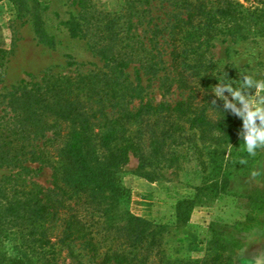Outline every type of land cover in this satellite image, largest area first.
<instances>
[{"label": "trees", "instance_id": "obj_1", "mask_svg": "<svg viewBox=\"0 0 264 264\" xmlns=\"http://www.w3.org/2000/svg\"><path fill=\"white\" fill-rule=\"evenodd\" d=\"M10 1L21 10L19 0ZM73 3L68 34L85 41L102 65L87 72L47 69L4 97L0 169L8 172L0 177V264H24L2 251L10 229L36 264H169L161 230L127 211L120 171L130 154L140 170L179 169L184 141L201 156L206 147L196 141L202 138L214 146L207 155L217 195L228 192L230 167L248 171L259 160L260 151L249 157L243 150L241 119L230 109L223 115V102L207 94L216 79L232 77L228 65L214 73L207 57L218 38L264 36V0H123L115 12L100 11L92 0ZM11 53L0 49V84ZM68 59V67L76 66ZM132 66L134 81L126 73ZM151 82L165 93L174 87L180 98L155 103L148 98ZM43 169L50 171L47 186L37 181ZM194 201L177 205L178 222ZM217 251L201 262L228 264L225 249Z\"/></svg>", "mask_w": 264, "mask_h": 264}, {"label": "rangeland", "instance_id": "obj_2", "mask_svg": "<svg viewBox=\"0 0 264 264\" xmlns=\"http://www.w3.org/2000/svg\"><path fill=\"white\" fill-rule=\"evenodd\" d=\"M19 2L21 10L10 0L0 1V49L12 51L0 84V114L6 103L4 97L12 88L39 81L47 69L67 72L77 67L87 72L102 65L85 41L73 39L68 34L67 22L76 14L73 0ZM92 2L100 11L115 12L123 6V0ZM141 22L144 26L143 18ZM35 26L39 28L37 34ZM68 57L78 65L68 67ZM210 57L216 65L214 73L223 72L226 65L230 67L231 80H241L240 74L247 72L264 77V36L247 41L218 38L209 48L207 58ZM126 73L134 81L136 68L132 66ZM148 93V98L155 103L162 97L169 103L180 98V92L174 87L170 93H165L159 91L156 82H151ZM185 95L182 93L181 97ZM224 95L231 100L227 92ZM236 107L241 105L237 103ZM184 130H187L183 135L186 138L191 133L187 124ZM202 135L199 132L198 138ZM213 135V132L206 133L208 138ZM201 139L196 141L198 146L206 147L201 156L187 140L184 141L180 148L179 169L153 165L140 170L138 159L130 154L129 162L120 171L129 192L127 211L161 230L164 256L169 264H204L201 261L215 255L219 248L225 249V255L230 256L228 264H264V149L260 150V158L250 170H241V164L230 167L228 192L215 195L210 188L214 179L213 157L207 155L214 146L212 141L202 142ZM225 159L230 160L229 152ZM253 171L260 175L253 177ZM7 172L0 169V177ZM37 181L47 186L49 169L39 172ZM189 200H195L193 208L185 221L178 222L177 205ZM2 251L24 264H36L21 245L20 234L15 229L6 233Z\"/></svg>", "mask_w": 264, "mask_h": 264}, {"label": "clouds", "instance_id": "obj_3", "mask_svg": "<svg viewBox=\"0 0 264 264\" xmlns=\"http://www.w3.org/2000/svg\"><path fill=\"white\" fill-rule=\"evenodd\" d=\"M241 80H231L226 74L211 87L210 92L215 98L223 102V110L215 105V100L210 104L225 115L226 110L241 119L243 131L239 134L243 150L249 157H255L257 152L264 149V77L256 72L241 73ZM250 90L252 94H249ZM227 92L231 100L224 95ZM241 107L237 108L236 104ZM258 122V123H257ZM260 173L253 171L255 177Z\"/></svg>", "mask_w": 264, "mask_h": 264}]
</instances>
